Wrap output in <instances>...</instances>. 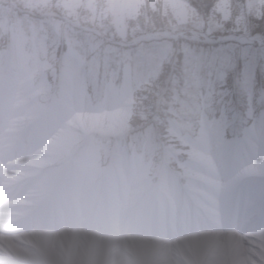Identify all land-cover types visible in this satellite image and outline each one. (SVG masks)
Instances as JSON below:
<instances>
[{"label": "snow or ice", "instance_id": "snow-or-ice-1", "mask_svg": "<svg viewBox=\"0 0 264 264\" xmlns=\"http://www.w3.org/2000/svg\"><path fill=\"white\" fill-rule=\"evenodd\" d=\"M0 264H264V0H0Z\"/></svg>", "mask_w": 264, "mask_h": 264}]
</instances>
